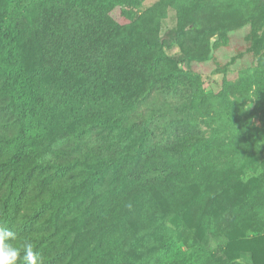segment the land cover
<instances>
[{"label": "trees", "instance_id": "16d2710c", "mask_svg": "<svg viewBox=\"0 0 264 264\" xmlns=\"http://www.w3.org/2000/svg\"><path fill=\"white\" fill-rule=\"evenodd\" d=\"M111 1L0 0V105L10 112L0 121V227L23 225L11 243L22 249L31 242L43 264H245L238 259L245 247L228 244L235 232L264 231V165L239 185L235 160L217 162L254 151L264 140V46L252 72L226 84L233 96L253 94L256 132L208 139L196 125L181 123L164 152L131 136L127 158L112 154V145L101 149L107 155L88 148L72 156L94 133L121 126L120 110L141 103L158 81L172 85L183 74L179 63L210 50L211 33L197 21L206 0L178 8L168 39L160 37L159 16L146 25L139 16L124 35L108 14ZM75 10L80 17L65 31ZM216 17L224 24L214 46L237 24L233 15ZM172 43L178 58L156 52ZM103 168L115 169L113 184L98 185ZM188 203L202 210V235L183 227L172 239L150 230L154 213ZM206 240L218 244L209 247Z\"/></svg>", "mask_w": 264, "mask_h": 264}, {"label": "rangeland", "instance_id": "374dc122", "mask_svg": "<svg viewBox=\"0 0 264 264\" xmlns=\"http://www.w3.org/2000/svg\"><path fill=\"white\" fill-rule=\"evenodd\" d=\"M111 2H113V7L108 14L122 26L121 31L124 35L133 32L134 21L139 16L142 17L140 19L142 25L148 24L149 20H156V16H159V34L160 37L166 39H168L169 31L177 24L178 8L190 6L189 0H169V2L167 0H140L135 6L118 0ZM26 3V1H20L22 5ZM205 6V12L197 15V21L200 23L199 28L207 35L211 33L208 55L202 58H189L179 63L178 67L182 69L183 74L174 82L172 78L170 80L173 82L172 85L166 86L158 81L154 89L142 96L144 99L141 98V103L133 102L120 110V119L123 121L121 126L115 129L110 126L97 136L94 133L87 138L88 145L86 147L82 145L80 149H76L72 156H77L88 148L95 152L94 155H107L108 152L101 151V149L112 145L115 149L114 153L111 152L112 154L116 155L119 152L121 158H127L125 157L127 138L131 136L133 139H143L145 145L164 152L163 145L168 139L173 138L172 132L181 123L196 125L208 139L215 136L236 139L243 133L256 132L260 121L258 114L251 111L254 106L253 94L233 96L226 91V84L238 80L244 74L251 73L257 64L258 55L263 51L264 0H206ZM32 9L36 11L37 8L33 5ZM218 14L233 15L237 24H233L236 26L228 29L226 38L214 46L215 41L220 38L219 29L224 24L220 18L216 17ZM211 15L215 18L214 22H212ZM79 17L78 11H71L65 20L64 30L71 32ZM161 51L175 58L181 54L175 43H172L170 48L164 47L163 50H156V52ZM193 80L196 84L192 82ZM48 85L50 83H47ZM9 113V109L1 104L0 121L7 120ZM259 145L254 151L244 153L239 158L227 157L224 161L217 162L218 167L227 166L229 165L227 163L235 160L233 174L236 176L240 173L238 184L243 182L249 184L248 180L258 175L259 169L264 165V140L260 141ZM51 155L50 150L46 152L47 158ZM170 155L168 153V156ZM120 157L117 161L121 163L123 160ZM114 171V168L106 170L103 168L98 185L100 183H106L107 186L113 184ZM37 180H39L37 177L35 180L31 179V183L36 184ZM220 182L223 183L222 180ZM31 183L29 182L30 186ZM94 189L96 190V186ZM34 191L39 193L36 188ZM86 193L88 194V191ZM159 204H162V200ZM201 214V209L193 210L188 203L175 212L154 213L149 222L151 225L149 228L156 231L160 237L175 239L179 230L186 227L190 229L191 234L198 237L202 235L200 234L202 233ZM4 228L11 230L9 227ZM23 229V225H20L16 231H11L19 234ZM240 233L235 232L228 244L230 249L245 247L244 256L238 257L240 261L245 264H264V231L255 235L247 231L244 236ZM180 242L178 241L179 244ZM217 244L218 241L206 240V245L209 247ZM140 250L143 248L140 247Z\"/></svg>", "mask_w": 264, "mask_h": 264}, {"label": "clouds", "instance_id": "9594fccd", "mask_svg": "<svg viewBox=\"0 0 264 264\" xmlns=\"http://www.w3.org/2000/svg\"><path fill=\"white\" fill-rule=\"evenodd\" d=\"M16 238L15 232L0 227V264H18L20 260L24 264H43L40 253L34 250L31 242H25L22 249L13 246L11 242Z\"/></svg>", "mask_w": 264, "mask_h": 264}]
</instances>
